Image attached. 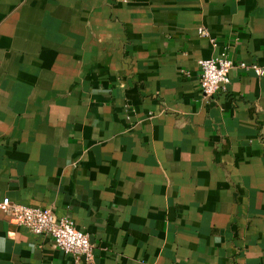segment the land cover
Returning a JSON list of instances; mask_svg holds the SVG:
<instances>
[{"label": "crops", "instance_id": "crops-1", "mask_svg": "<svg viewBox=\"0 0 264 264\" xmlns=\"http://www.w3.org/2000/svg\"><path fill=\"white\" fill-rule=\"evenodd\" d=\"M222 53L264 66V0H0V200L95 245L0 211V264H264V75L206 98Z\"/></svg>", "mask_w": 264, "mask_h": 264}, {"label": "built area", "instance_id": "built-area-1", "mask_svg": "<svg viewBox=\"0 0 264 264\" xmlns=\"http://www.w3.org/2000/svg\"><path fill=\"white\" fill-rule=\"evenodd\" d=\"M198 32L206 35L203 28H198ZM198 65L199 87L206 98L227 89L229 72L234 67L251 69L258 76L264 75V66L244 61L234 62L225 53L200 59ZM0 211L10 214L14 223L24 226L28 231L50 236L56 248L74 258L86 262L94 259L95 245L90 235L77 229L71 218L56 217L48 207L13 203L8 197L0 200Z\"/></svg>", "mask_w": 264, "mask_h": 264}]
</instances>
